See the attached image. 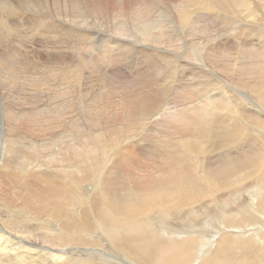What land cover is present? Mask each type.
Instances as JSON below:
<instances>
[{
    "label": "bare ground",
    "instance_id": "obj_1",
    "mask_svg": "<svg viewBox=\"0 0 264 264\" xmlns=\"http://www.w3.org/2000/svg\"><path fill=\"white\" fill-rule=\"evenodd\" d=\"M113 1L117 2L118 6L116 8L110 7ZM251 1L256 3V7L253 6ZM263 3L264 0H106V2H103V0H0V84L4 83L3 86L7 89L8 87H13L12 85L15 84H23L24 82L27 84L30 82V85L33 86L31 91H35L37 95L40 94V91L47 89V91L53 93L55 97L61 99V104L59 106L62 110L65 109L64 111L66 113L72 110V106L78 107L80 105L78 103L79 100L90 99V101L87 100L88 102H84L86 114L90 118L94 115V112L90 110L96 108V105L95 108L92 106L97 101V98L103 95H97L99 93L94 95L90 94L92 89L89 90L85 87L86 85L84 86V82H80L83 76V67L74 78H70L67 71L64 69L63 71L65 72L62 73V69L57 70L55 68L56 71L61 72L60 74L57 73L60 76V81H57V79L56 82L58 83H56L49 72L50 69L55 66L50 65L49 61L46 62L44 60V58H46L43 54L45 50L41 47L37 49V55H35V59L32 60V62L37 61L34 66L31 65V62H28L29 60L21 56L22 54L20 52L23 50L22 48H24V50L26 49V54L28 53L26 52L27 47L31 44L30 40H28L29 37L36 32L42 35L46 25L44 23L45 19L42 21V16L56 14L58 18H65L69 21L68 28L72 33L77 29L78 25H87L86 21L90 16L91 18L97 16L110 18V11H112L113 15L111 18L114 19L117 32L116 35L125 36L127 39H137L138 49L141 50L145 47V43L149 42L152 37H156L154 35L160 33L163 36V34L168 35L170 32H173V34L176 32V35L180 36V39L176 38V40H178V42L180 40V43H170L167 47L158 46L157 44L153 47V51H171V53H174V51H178V49L187 50L191 59L193 58V61L199 63V67H197L195 71H203L206 70L205 62L207 60L205 54L212 56V61L217 57L222 58L221 56L225 54V50L221 48L222 38L220 36V29L217 30L219 35L215 33L213 26L212 29L210 28V22L207 23L209 21L207 19L211 18L206 17L207 19H205L203 11H209V13L214 16L212 20L215 18V20L222 21L223 23L230 21V17L233 19L235 18L234 20L238 19V17H244L249 20L257 19L259 18L258 16L263 15L260 16L263 19ZM25 15H28L30 18H25ZM43 18H47V16ZM30 20L36 22L30 24ZM50 24L51 23H49V25ZM51 26L53 28L55 24L52 22ZM228 30L225 31L228 32ZM222 31H224V28ZM231 31L233 30L231 29ZM209 32L214 33V35L211 36H214V40L208 43L200 40L202 35L198 33L208 34ZM47 33L45 35H47ZM87 35L90 34L88 33ZM185 35L187 39L192 37L190 42L186 41ZM83 36L85 38V34ZM20 38H23V44L21 43V45L24 47L22 46L20 52H18L17 49H19L21 45L19 43L20 46L18 44L16 46L15 43L17 40L20 41ZM172 41L173 38L171 36L168 42ZM54 44L58 45L52 47L55 53L63 49L64 45H60L58 42ZM101 47L105 52L110 50L105 40L101 42ZM151 48L150 46V49ZM261 48L260 51H256L258 56L256 54L257 58L254 62H239V59L233 62L231 60V64L233 65L232 68H229L230 66L228 67V65L222 67L226 79L220 76L217 77L218 74L214 75L212 73L209 75V80L211 81V76L213 79L217 77L214 82L209 83L207 86L205 84L204 86L199 84V88H207L206 91H208V88H213L214 90L220 88L221 92L219 91V93H207L206 96L204 93V99L198 98V100H194L193 102L191 99L193 96L191 95V91L189 93V91L187 92V90L184 89V96L190 94V97L188 95L187 99L190 98L191 100H188V102L185 101V103L183 102V105L180 104L181 108H177L179 102L176 106H172V101L170 102V98H168L169 96H165V101L163 103L161 102V104L157 102L159 100L158 95L152 96L148 101H146V99H142L141 101L135 100L132 103L124 101L119 103L116 111L119 113L131 110V114L128 116L131 118L133 117V119L137 117L138 119L137 121H133L129 130L121 134L119 131L120 127H117L115 124L117 122H112L107 128L103 127L106 124L102 122L104 125L97 130L95 135L89 137V140L79 139L75 142L71 141L72 143H69V145L66 144L63 148L60 146V150L50 157L52 162H62V167L64 169H61L62 172L58 174H49L48 172L42 173V176L49 181L53 180V177H57V181L60 183V185L55 186L56 188L54 185L59 183L54 185L51 183V191L56 193L62 192V194H59V198H53V200H55L52 201L54 202L53 208H51L52 206H50V209L45 208V199H42L45 198V196H39V192V195L32 194L29 190L30 185L25 186L23 184L25 186L24 190L26 191L27 189V191L24 194H17L18 196L14 193L11 197V200L14 201H7L5 197L3 200V196L0 197V199L2 198L3 200L4 206H9L10 211L13 212V220L6 223L9 228L11 227L16 231H9V228H7V230L4 226L0 227V264H72L74 260L77 261V264H110L111 260L109 259L110 256L113 255L105 254L101 248L97 247L102 241L107 242V244L111 243L116 249L124 252L126 254L125 257L127 256L131 264H157V251L174 241H177L176 247L163 259L162 264L192 263L195 254L193 250L194 242L199 237H203L206 243L209 241L212 242L211 247L214 245L213 242H218L214 248L212 257H209L206 261L212 260L215 257H220V254H223V252L224 254L226 251L229 252L230 247L234 244L233 238H235V240L239 238L238 242H241L240 239L243 240L242 247L237 245L238 249L248 248L254 252L257 249L264 250V143L262 144L260 140L254 137L255 135L253 136V133L255 132L251 131L259 129L264 133V42ZM32 52L27 55L30 56ZM180 52L182 53L183 51L181 50ZM22 53L24 54V52ZM253 53L254 52L250 54ZM148 54L150 53L147 52V56ZM191 59L189 61L192 62V65L196 66V62H193ZM157 61L158 60H156V62ZM152 65H154V63L151 64V66ZM192 67L193 66H191V68ZM160 68L162 67L160 66ZM205 78L207 77L205 76ZM229 79L231 84L226 82ZM64 80H66V83L63 82ZM109 80H107V83L104 79L100 81L99 91L103 90L106 92L109 89ZM224 83H226L227 86L223 85ZM232 83H236L238 86L235 87ZM246 84H249L247 87L252 89L256 94L258 102L254 101L248 92L241 89V87L245 88ZM197 87L198 86L195 88ZM53 89L57 90V92H51ZM31 91L28 94H23V100H27V96L34 98ZM199 93L202 95V92ZM199 93L195 94L198 95ZM8 97L12 99L11 96ZM217 97H221V99ZM174 101L176 102V100ZM21 102L23 103V101ZM156 102L158 105L155 104ZM134 108L137 110H134ZM81 109H83L82 106ZM157 109H159V111H157L158 113H154ZM19 110H21V108ZM19 110L17 111L12 106L6 107L5 104L0 108L1 113L9 120L17 115L22 116V119H18L19 117L17 118L19 124H25L27 120L31 127L34 122L37 124L40 119V113L37 108L32 111L27 109L22 111ZM81 112L83 111L81 110ZM151 114L152 118L157 114L160 116L166 115L168 119L161 121L170 128H164L165 132L164 130L159 131L160 128L156 132L154 131L156 138L160 139V147L161 149L163 148V150L159 149L157 146L151 152H163L158 156L152 155L153 159L159 162H153L154 168L148 169L150 171L149 174L145 173L151 177H145L140 175L143 172L140 166L131 164V150L122 149L125 148L126 145L124 147H122V145L118 146L116 147L117 149L114 148V146H116L118 142L123 144V142L119 141L120 137L125 138L126 136H131V138H133L136 136L135 134L132 136V134L138 131V129H141V126L138 125H145L147 115L151 116ZM36 118L37 120H35ZM92 118L94 119L93 116ZM91 123L98 128L102 124L96 118L91 121ZM67 124L68 126L71 124L75 126V124L78 123L68 120ZM153 124L158 125L156 123L150 125ZM133 125H135V129H133ZM148 125L149 123L147 126ZM147 126L144 131H147ZM142 127L144 126L142 125ZM245 129L247 130L245 131ZM66 135L71 137L75 134L68 135L67 133L64 136ZM69 137H67V139ZM76 137L75 135V138ZM55 142H57V140L53 141V144ZM211 142H214L216 145H213ZM129 146H131L130 143ZM142 147L143 146H141V148ZM172 150H174L173 153L170 152ZM208 151H211V153H208ZM213 153L216 154L215 156L217 157L214 156V158L210 160L211 154ZM200 156L203 158L201 159ZM64 162L67 163L65 167L63 164ZM70 166L75 168V174L64 173V170L68 169ZM131 166L136 168L132 175L127 174L131 173ZM28 171V169L24 170L22 174H26ZM66 172H71V170H66ZM92 178L95 179L93 182L91 180L85 197L79 195L73 210L71 211V209H68L70 205H72L71 199L73 198L74 191L76 189L81 190L83 187L85 188L86 186H84V183ZM251 180L261 181V186L255 190L256 192L253 191V193L248 190V194L242 195V200L239 201L237 206L235 204L229 205L223 202L224 207H228V209L223 207L226 213H223L222 220L219 222L221 225L224 224V228L212 234L209 233L211 235L206 234L207 230H204L205 227L208 228L210 223L208 226L206 224L204 228L198 227L196 230H190L189 226H184L185 224L183 223V225H179L178 222V230L175 231L170 227L164 228L163 225L158 226V223H152L155 221V217L161 219V224L167 221L170 222L169 218L163 219L162 215L158 214L155 217L150 215L151 217L148 219V214H151L155 210L164 213H168L174 209L176 211H182L184 207L202 202L206 197H211L214 201H217L216 204H220L217 199V194L221 190L238 188ZM122 181L123 185L121 186ZM62 184L65 188L61 186ZM250 199V202H245ZM48 201L51 202L50 200ZM13 204L14 207H11ZM212 206L216 209L215 205ZM230 206L231 210L229 211ZM234 208L240 209L242 212L232 210ZM106 209H108V211ZM208 210L206 211L208 212ZM46 220L49 221L47 222ZM23 221L33 224L29 225ZM50 221L51 224L48 225V229L41 225V222L49 223ZM150 221L152 222L149 223ZM202 221L201 219V222ZM132 222L138 224L141 231L126 232L112 225L113 223L121 225ZM244 225H252L253 229H248V231H243L242 233L237 232L238 234L230 231H234V228L243 229ZM146 229L158 231L156 235H148L144 232ZM253 231L254 234L252 236H246L248 232ZM6 233L10 234L5 235ZM239 234H241L242 237H235ZM88 235L90 237H88ZM231 236L233 237L231 238ZM103 256H108L109 259H107V257L105 259ZM183 258H185V263L181 260ZM202 259L203 256L201 260ZM114 264H116V262Z\"/></svg>",
    "mask_w": 264,
    "mask_h": 264
},
{
    "label": "rangeland",
    "instance_id": "obj_2",
    "mask_svg": "<svg viewBox=\"0 0 264 264\" xmlns=\"http://www.w3.org/2000/svg\"><path fill=\"white\" fill-rule=\"evenodd\" d=\"M175 1H179V0H175ZM103 2H106V0H103ZM251 2L253 3V6L256 7V3L254 1H251ZM263 5H264V3H263ZM117 6L118 5H117L116 1H113L110 4L111 8H116ZM17 13H19V12H17ZM112 13L113 12L110 11V18L103 17V16H101V17L97 16L98 18L97 17L91 18V16H90L86 21L87 25H83V26L78 25L77 29L72 33L68 28V24H69L68 22L69 21L66 20L65 18H63V17L58 18V16L56 14H54V15L53 14H49V15L47 14L45 16H42V21L45 19L44 23L46 24L44 31L42 32L43 37L41 34H38L39 32H36V33L32 34L28 39V40H30L31 44L28 45L26 52H28L30 54L33 51L31 54L32 56L30 55L31 57L27 55L28 53L27 54L25 53L26 49L24 50V48H22L23 50L21 49L22 51L20 52V48L23 46V45H21V43L23 42L22 41L23 38H20V41H18V40L16 41V43H15L16 46H17V44L19 45V43L21 45V46L19 45L20 47H19V49H17L18 52H20L22 54L21 55L22 57L29 60L28 62H31L32 66H34V64L37 63V61L32 62V60L35 59V55H37V49H39L41 47L43 50H45L43 52L44 56L46 57V58H44V60L46 62L49 61L50 65L55 66L54 68L50 69V71H49L55 82L57 79H58L57 81H60V76L58 74L61 73V72L56 71V69L57 70L62 69V73L67 71L68 76L70 78H74L76 76V74L80 72L79 70H81V68L83 67V70H82L83 76H82L80 82H82V83L84 82V86L86 85L85 87H87L89 90L92 89L90 91L91 92L90 94L94 95V94L99 93L97 95H103L104 96V97L102 96V97L97 98V101L92 106L93 108H95V105H96V108L95 109L92 108L93 110H90V111L94 112V115H92L94 117V119L96 118L99 122H101V123L104 122L106 125H104V123H102L101 126H99V128L97 126L95 127L92 125L91 121H93L94 119L91 116L90 117L91 120H90V118L86 114V108H85V104H84V102H88V101H90V99L79 100L78 103L80 105L78 107L72 106V110H69L68 111L69 113H66L64 111L65 109L62 110L59 106L61 104V99H59L58 97H55L54 94L50 93V91H47V89L40 91V94L37 95L35 91H31L33 86L30 85V82H28L27 84H25V82L23 84H18V85L15 84V85H12L13 87H8L7 89H5V87L3 86L4 83H1L0 84V96L2 98L0 97V101H1L0 102V108L2 106H4V104H5L6 107L12 106L17 111L20 108H21V110H19V111H22L24 109L32 111V110L37 108V110L40 113V119L37 122V124H35V122H34L30 127V124L27 120H26L25 124H19L18 119H22L23 118L22 116L17 115L13 119L9 120L8 118H5L3 113H1V111H0V197L3 196V200L5 197L7 199V201H10L11 197L14 195V193L16 194V196H18L17 194H20V193L24 194L27 191V189H26V191L24 190L25 186L30 185V187H33V188L29 187V190L32 192V194H35V195L40 194L39 196H42V197L45 196V198H42V199H45L44 200L45 201V203H44L45 208L50 209V206H52L51 208H53L54 202H52V201H55V200H53V198H55V199L59 198V194H62V192L56 193L54 191H51L52 190L51 189V183L54 185L56 183H59V181H57V179H58L57 177L56 178L53 177L56 180L53 179V180L49 181L45 177L42 176V173L48 172L49 174H51V173L58 174L59 172H62V170L64 168L62 167L63 166L62 162H60V161L52 162L51 157H50L52 154L57 153L60 150V148L61 147L63 148L64 146H66V144L69 145V143L75 142L79 139L89 140L90 139L89 137L95 135L97 130L100 129L103 125H104L103 127L107 128V127H109V124H112V122H114V123L117 122L115 124L117 127L118 126L120 127L119 131L121 132V134L126 132L127 130H129L133 124V121H137L138 119L136 117V119L134 118L135 119L134 120L133 117L131 118L130 116H128L131 114V110L118 113L116 110L119 106V103H121V102L126 101L129 103H132L135 100L141 101L142 99H146V101H148L152 96L158 95L159 100L157 102H158V104H161V102L163 103L165 101L164 97L169 96L168 98H170V102L172 101L171 105L176 106L177 103L179 102L178 103L179 105H177V108H181L180 104H182L183 102L185 103V101L188 102V100L192 99V101L194 102V100H198V98L204 99L207 93L210 94V93H219V91L221 92L220 88H219L220 90L219 89L214 90L213 88H208V91H206L207 88L201 89V88H199V84L201 86H204V84L207 86L209 83L214 82L217 79V77H219V76L222 77L223 79H226V77H225L226 75L224 74V70L222 67L228 65V67L230 66L229 68H232L233 65L231 64V60L233 62L238 60V59H239V62H242V61L243 62L244 61L254 62L258 56L256 51H260V49H262L261 46L264 42V29H263L264 28L263 27L264 26V24H263L264 18L262 19V17H260V16H263V15H260L262 13L259 14L260 16H258L259 18H257V19L247 20V18L245 19L244 17H242L243 18L242 19V18L238 17V19L234 20L235 18L233 19L232 17H230V21L233 20L235 22H233V21L230 22L227 20L228 22L223 23L222 21L220 22L218 20H215V18L212 20V17H214V16H212V14L209 13V11H203L205 19H207L208 17L211 18V19H209V18L207 19V20H209L207 23L210 22L209 23L211 26L210 28L212 29V26H213L214 27L213 29H214L216 34H219L217 32V30L220 29L221 35L220 34L219 35L222 38L221 39V48L223 50H225L226 55L224 54L221 56L222 58L217 57L215 60L212 61V56H208L205 54V57L207 60L205 62V67H206V70L207 69L208 70L207 71L203 70L204 72L202 70L195 71L197 69V67H199V63L196 61H193V58L191 59V56L188 55L187 50L178 49V51H174V53L173 52L171 53V51H169V52L153 51V49H154L153 47L156 46L157 44H158V46L167 47L170 43H176V42L180 43V40H179V42H178V40H176V38L180 39V36L179 35L177 36L176 32H174V34H173V32H170V34H168V35L163 34V36L160 33H158L157 35H154L156 37H152V39L149 42L145 43V47L143 48V50H141V49H138L139 46L137 44V41H138L137 39H134V38L127 39V37H125V36L116 35L117 32H116V26L114 23V19L111 18L113 15ZM46 16H47V18H43ZM25 18H30V17L28 15H25ZM46 20L50 21V22H47ZM109 20H110V22H109ZM51 21L55 24V27H53V28L51 26V24H52ZM35 22L31 21V20L29 21L30 24H33ZM94 22H95V24H94ZM49 23H51V24L49 25ZM261 24H263V25H261ZM222 25H224V26H222ZM258 25H260V26H258ZM80 26H81V28H80ZM113 26H114V28H113ZM232 26H234V27H232ZM48 27H50L51 29ZM223 28H224V31H222ZM81 29H84V30H81ZM231 29L233 31H231ZM234 29L236 30V32ZM225 30L226 31L228 30V32H226ZM45 32L46 33L48 32L47 35H45L46 34ZM62 32H63V34H62ZM83 32H85V33H83ZM258 32H259V34H258ZM88 33L90 35H87ZM84 34H85V38L83 36ZM198 34L202 35L200 40H202L206 43L214 40V38H213L214 36L211 37L212 35H214L213 32L212 33L209 32L208 34L207 33H198ZM228 34H229V36H228ZM159 35H161V36H159ZM33 36H34V38H33ZM171 36L173 38V41L168 42L169 38ZM258 36L261 38V40ZM167 38H168V40H167ZM191 38L187 39V36L185 37V39H187L186 41H188V42H190ZM101 39L105 40L106 43H108V46L110 47V50H108L107 52H105L101 47V42L103 41ZM125 39H126V41H125ZM196 39H199V38H196ZM87 41H88V43H87ZM129 41H131V42H129ZM133 41H134V43H133ZM153 41H155V42H153ZM32 42H34V43H32ZM44 42H45V44H44ZM56 42H58V44H60V45H64L63 49L58 53H55L52 49V47L54 45H56V44H54ZM73 42H75V43L77 42L78 44L76 43V45H75V43H73ZM109 43H110V45H109ZM149 43H150V45H149ZM15 45H14V47H15ZM40 45H42V46H40ZM56 46H58V45H56ZM150 46L152 47L151 49H150ZM33 48H34V50H33ZM181 50L183 52L184 51L185 52L181 53L180 52ZM42 51H40V52H42ZM22 52H24V54H26V55H24ZM83 52H85V53H83ZM86 52H88V53H86ZM90 52H92V53H90ZM147 52L150 53V54H148V56H147ZM252 52H254L253 53L254 55L250 54ZM140 53H141V55H140ZM256 54H257V56H256ZM103 56H105L106 58ZM246 56H248V57H246ZM169 57H170V59H169ZM189 58L193 62H196L195 63L196 66L192 65V62L189 61L190 60ZM186 59H187L188 63H187ZM156 60H158L157 61L158 63L156 62ZM172 60H173V62H172ZM60 62H62V63H60ZM149 62H152V63H149ZM153 63H154V65L151 66V64H153ZM62 65H64V66H62ZM146 65L148 68L146 67ZM159 65L162 68H160ZM191 66H193V67L191 68ZM63 69L65 71H63ZM89 72H91V73H89ZM212 73L214 75H217V74L218 75L215 79H213V77L211 76V81H210L209 75H211ZM101 75H102V77H101ZM205 76L207 78H205ZM85 77H87V78H85ZM105 77H108V78H105ZM98 78H100V79H98ZM103 79L105 80L106 83H107V80L111 79V80H109L110 87L106 92H104L103 90L99 91L100 83H101L100 81L101 80L103 81ZM92 81L95 83H93ZM63 82L66 83V80H64ZM226 82L231 84L230 79L227 80ZM56 83H58V82H56ZM232 84L235 87L238 86V85H236V83H232ZM223 85H226V83H224ZM248 85L246 84L245 85L246 87L245 88L241 87V89L248 92L250 97L254 101L258 102L256 94L252 91V89L247 87ZM1 86H3L4 89ZM26 86H28L29 88ZM89 86H91V87H89ZM149 86H150V88H149ZM196 86H198V87L195 88ZM184 87H186V88H184ZM160 89H162V90H160ZM184 89L187 90V92L189 91V93L191 91V95H193L191 97V99L190 98L187 99L188 95L190 97V94H187L186 96H184V94H185V91H183ZM144 90H146V91H144ZM192 90H194L195 92ZM7 91H9V92H7ZM30 91L33 94L34 98L31 96H27V100H25V99L23 100V94H28ZM51 92H57V90L53 89V91H51ZM199 92H202V95ZM195 93L196 94L199 93V94L196 95ZM204 93H205V96H204ZM181 94H183V95H181ZM180 95H181V97H180ZM8 96H11L12 99H10V97H8ZM38 96H39V98H38ZM197 96H199V97H197ZM184 97H186V98H184ZM217 98L221 99V97H217ZM37 99H39V100H37ZM40 99H42V100H40ZM109 99H111V100H109ZM174 100H176V102ZM21 101H23V103ZM99 102H102V103H99ZM157 102L155 103L156 105H158ZM81 106L83 109H81ZM104 106H105V108H104ZM178 106H180V107H178ZM66 109H68V108H66ZM81 110L83 112H81ZM95 110H97V111H95ZM134 110H137V109L134 108ZM157 111H159V109H157L154 113H158ZM78 112H79V114H78ZM127 112H128V114H127ZM97 115L99 118L97 117ZM115 115H117V116H115ZM85 116H86V118H85ZM156 116H154L152 118V114H151V116L147 115L146 121H145L146 124L145 125L144 124L138 125V126H141V129L140 130L138 129V131H135V132L133 131L134 133L132 134V136H134V134L136 136H134L133 138H131V136L130 137L126 136L125 138L120 137L119 141L123 142V144L118 142V144L116 146H114V148H116V147L121 146V145H122V147H124L126 145V147H128V148L125 147L122 149H130L131 150V152H132V156H131V162L132 163L131 164L136 165V166H140V168L143 169V172L140 175H143L145 177H151V176H148V174L150 172L148 169L152 168V167L154 168L153 162H159L158 160L153 159L152 155L158 156L161 152H163V151L151 152L157 146L159 149H161V147H160L161 143L159 142L160 139L156 138L155 132L159 128H160L159 131H163L164 128L165 129L170 128L167 124L165 125V123H162V121H161V120L168 119V118H166L167 117L166 115L160 116L157 114ZM101 117H103V118H101ZM140 117H141V114H140ZM67 118L69 121H71V122L74 121L78 124H75V126H73L72 124L70 126H68ZM113 118H115V119H113ZM116 118L118 119V121ZM124 119H126V120H124ZM14 120H15V122H14ZM35 120H37V118ZM87 120H89L90 122ZM148 123H149V125L147 126ZM152 123H156L158 125H154V124L150 125ZM120 124H121V126H120ZM142 125L144 127H142ZM133 126H134L133 129H135L136 128L135 125H133ZM146 126H147V131H144L146 129ZM71 128H73V129H71ZM87 128H90V129H87ZM93 128H95V129H93ZM246 130L247 129H245V131ZM150 131H152V132H150ZM251 131L255 132V133H253V136L255 135L254 137H256L258 140H260L263 144L264 143V133L262 131H260L259 129H256V130L254 129ZM164 132H165V130H164ZM67 133H68V135L69 134H71V135L75 134L77 137L75 138V135H73V136L70 135L71 137H69L67 135L64 136ZM147 133H148V136H147ZM151 133H152V135H151ZM140 134H142V135H140ZM126 135H128V134H126ZM138 135L140 138L138 137ZM150 136H152V137H150ZM67 137H69L71 140L68 138L69 139V141H68ZM72 137L75 138L76 140L73 139ZM136 139H137V141H136ZM55 140H57V142H55L53 144V141H55ZM141 141L143 144L141 143ZM124 142H127V143H124ZM129 143L131 146H129ZM211 143L213 145H216L214 142H211ZM132 144H134V145H132ZM133 146H135V147H133ZM141 146H143V147L141 148ZM263 146H264V144H263ZM29 147H30V149H29ZM215 147H217V146H215ZM161 150H163V148ZM170 152L173 153L174 150H172ZM208 153H211V151H208ZM215 155L216 154H214V153L211 154L210 160H212V158H214ZM200 157H201V159L203 158L202 156H200ZM215 157H217V156H215ZM133 159H134V163H133ZM3 164H6L8 166L3 165ZM63 164L65 167V165L67 163L64 162ZM9 165H10V167H9ZM60 165H61V167H60ZM130 168H131V173H127V174L132 175V173L135 172L134 169H136V168L134 166H131ZM27 169L30 171V173L28 171V173L22 174V171L27 170ZM41 169H42V171H41ZM74 169L75 168L73 166H70L68 169L64 170V173L65 174L66 173L75 174ZM34 170H36V171H34ZM66 170H71V172H66ZM145 173H148V174H145ZM94 179L95 178H92L88 182L84 183V186H86L85 187L86 189L83 187L81 190L76 189L74 191L73 198L71 199L72 205H70V207L68 206L69 207L68 209H71V211L73 210V207L75 206L76 201L78 199L77 197H79V195H82L85 197V195L88 191V188L90 186L91 180L93 182ZM47 181L50 183H48ZM48 184H50V185H48ZM58 185H60V183L54 185V187L58 186ZM122 185H123V181H122L121 186ZM61 186L64 187L63 184ZM260 186H261V181L251 180V181L244 183L243 186L241 185L238 188H232L229 190H221L217 194V199L220 202V204L217 203L218 206L216 204V202H217L216 200L214 201L211 197H206L202 202L195 203L193 205H188V206L184 207L182 211L181 210L176 211L174 209L173 211H169L168 213L167 212L164 213V212H160L159 210H155L151 214H148V219L151 216L155 217L159 214V215H162L163 219L169 218L170 222L167 221V222H164L163 224H161L162 223L161 219L159 217H155L156 218L155 221H153V222L150 221L149 223H151V222L156 223V224L158 223L157 224L158 226L163 225L164 228L170 227L171 229H173L175 231L178 230V222H179V225L185 224L184 226H189L190 230L191 229L196 230V228H198V227L204 228V226L206 224L208 226V224L210 223L208 228L205 227L204 230H207L206 234L211 235L213 232H215L221 228H224V224L221 225L219 223L222 220L223 213H226L225 209H228V207L227 208L224 207L223 202L225 204H229V205L235 204L237 206L239 204V201L242 200V195L248 194L247 193L248 190L251 191V193H253V191L257 190V188ZM35 188H36V190H35ZM49 189H50V191H49ZM38 192H39V194H38ZM251 197H253V196H251ZM48 198H50V199H48ZM0 200H2V198ZM3 200L0 201V227L4 226V228L7 229V228H9V226L7 225L6 222H11L13 220V217H12L13 212L10 211L9 206H4ZM48 200H50L51 202H49ZM11 201H14V200H11ZM250 201H251V199L248 201H245V202H250ZM46 203H47V205H46ZM212 205H215L216 209H214V206H212ZM221 205H223V206H221ZM219 206H221V207H219ZM11 207H14V204ZM241 208H243V207H241ZM106 210L108 211V209H106ZM206 210H208V212ZM230 210H231V206L229 207V211ZM232 210L241 211L240 209H237V208H234ZM170 217H171V219H170ZM201 219L203 220L202 222H201ZM46 221L48 222L49 220H46ZM23 222H25V221H23ZM47 222H45V223L41 222V225L44 227H47V229H48V225L51 224V221L49 223H47ZM25 223H28L29 225L33 224V223H29L27 221ZM112 225L114 227L119 228V229H123L126 232L141 231L139 225L134 224L133 222L132 223H125V224H121V225L113 223ZM210 225H211V227H210ZM6 226H8V227H6ZM251 228L253 229L252 225H244L243 229L234 228V231L233 230H230V231L238 234V233H242L243 231H248V229L252 230ZM209 229H210V232H209ZM231 229H233V228H231ZM9 231H14V229L10 227ZM157 231L158 230L146 229V231H144V232L148 235H154V234L156 235ZM14 232H16V231H14ZM209 233H211V234H209ZM9 234L10 233H6L5 235H9ZM187 234H188V232H187ZM253 234H254V231L248 232L246 234V236L247 237L252 236ZM88 237H90V236L88 235ZM232 237L233 236H231V238ZM235 237H242V236H241V234H239ZM202 239H203V237H199L194 242V249L193 250H194L195 254L193 257V262L189 263V264H199L200 262H201L200 264H260V263L264 264V250L257 249L254 252L252 250H249L248 248L238 249L237 245L239 247H242V242H243L242 239H240L241 242H238L239 238H237L236 240H235V238H233L234 244L230 247L229 252H227L225 250L226 253L224 254V252H223V254H220L221 255L220 257H217V258L215 257L212 260L206 261L207 259H209V257L210 258L212 257L214 248L218 242H213L214 245L211 247L212 242L209 241L206 243L205 239H203L204 242L202 241ZM176 244H177V241L171 242L166 247H163L161 250L157 251V256H156L157 264H162L163 259L168 254H170L172 252V250L176 247ZM97 247L101 248L105 254L113 255V256H110V259L108 256H105V257L103 256V258L106 259V257H107V259L111 260L110 264H114L115 262H116V264H119V263L120 264L121 263L122 264H125V263L131 264L129 259L127 258V256L125 257L126 254L124 252L120 251L119 249H116L113 245H111V243L107 244V242L102 241L99 245H97ZM74 252H76V251H74ZM106 252H108V253H106ZM117 254H119V255H117ZM202 256H203V259L201 260ZM181 260L185 263V258H183ZM72 264H77V261L74 260ZM137 264H139V263H137Z\"/></svg>",
    "mask_w": 264,
    "mask_h": 264
}]
</instances>
